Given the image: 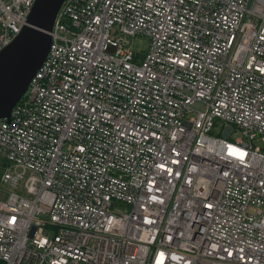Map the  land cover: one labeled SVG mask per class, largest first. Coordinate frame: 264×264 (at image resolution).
Wrapping results in <instances>:
<instances>
[{
    "label": "built area",
    "instance_id": "built-area-1",
    "mask_svg": "<svg viewBox=\"0 0 264 264\" xmlns=\"http://www.w3.org/2000/svg\"><path fill=\"white\" fill-rule=\"evenodd\" d=\"M49 36L0 118V261L264 264V0H63Z\"/></svg>",
    "mask_w": 264,
    "mask_h": 264
},
{
    "label": "water",
    "instance_id": "water-1",
    "mask_svg": "<svg viewBox=\"0 0 264 264\" xmlns=\"http://www.w3.org/2000/svg\"><path fill=\"white\" fill-rule=\"evenodd\" d=\"M62 0H34L24 24L0 50V118L21 97L47 54L51 29Z\"/></svg>",
    "mask_w": 264,
    "mask_h": 264
},
{
    "label": "rangeland",
    "instance_id": "rangeland-1",
    "mask_svg": "<svg viewBox=\"0 0 264 264\" xmlns=\"http://www.w3.org/2000/svg\"><path fill=\"white\" fill-rule=\"evenodd\" d=\"M127 45L129 47V49L133 52V53H139L141 54L142 51L146 48L147 46V39L141 35H136L133 37H129L127 39ZM222 129H223V123L219 120V119H214L213 120V126L211 127L209 134L211 135H221L222 134ZM241 136L240 132L235 130L234 128H232V130L230 131V138H236ZM245 141H248L247 139H245ZM251 145L253 146H262V143L258 140V139H254L251 142ZM7 161L0 157V177L3 171V165L6 164ZM8 187L6 186V184L2 183L0 180V197L3 196V194L5 192H7ZM121 207H117V211H120Z\"/></svg>",
    "mask_w": 264,
    "mask_h": 264
},
{
    "label": "trees",
    "instance_id": "trees-1",
    "mask_svg": "<svg viewBox=\"0 0 264 264\" xmlns=\"http://www.w3.org/2000/svg\"><path fill=\"white\" fill-rule=\"evenodd\" d=\"M0 264H3V262L0 261Z\"/></svg>",
    "mask_w": 264,
    "mask_h": 264
},
{
    "label": "bare ground",
    "instance_id": "bare-ground-1",
    "mask_svg": "<svg viewBox=\"0 0 264 264\" xmlns=\"http://www.w3.org/2000/svg\"><path fill=\"white\" fill-rule=\"evenodd\" d=\"M62 2H63V0H62ZM62 2H61V4H62ZM61 4H60V5H61ZM48 33H49V32H48Z\"/></svg>",
    "mask_w": 264,
    "mask_h": 264
}]
</instances>
